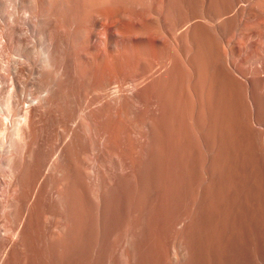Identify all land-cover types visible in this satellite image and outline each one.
I'll return each mask as SVG.
<instances>
[{"label":"bare ground","instance_id":"1","mask_svg":"<svg viewBox=\"0 0 264 264\" xmlns=\"http://www.w3.org/2000/svg\"><path fill=\"white\" fill-rule=\"evenodd\" d=\"M0 264H264V0H0Z\"/></svg>","mask_w":264,"mask_h":264}]
</instances>
